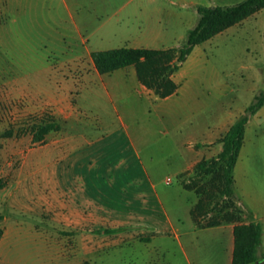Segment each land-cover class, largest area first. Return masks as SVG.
<instances>
[{"label":"crops","instance_id":"0c3cea01","mask_svg":"<svg viewBox=\"0 0 264 264\" xmlns=\"http://www.w3.org/2000/svg\"><path fill=\"white\" fill-rule=\"evenodd\" d=\"M181 1L188 4L186 8L178 7L176 0H61L62 15L48 25L54 33L44 43L46 52L23 60L27 64L23 71L28 75L35 71L36 63L44 64L50 80L49 99L58 94L52 104L60 126L56 132L60 134H48L42 150L32 153L28 173H21L18 180L0 189V215L4 217L0 222L4 230L0 264H57L60 249L92 259L107 253L114 246L108 243L112 238L105 230L116 221L126 222L123 216L116 218L114 207H131L129 186L119 188L116 202L113 176L129 173L131 155L140 159L152 142L146 137L148 133L167 138L171 130L185 124L195 132L200 128V113L221 101L226 81L220 72L205 71L210 62L205 47L259 12L196 46L173 75L177 92L164 99L139 81L133 66L101 74L91 55L84 57L80 52L84 36L90 54L120 48H178L196 26L199 6L236 4L235 0H210L208 5ZM84 62L90 64V70L80 65ZM68 63L72 68L65 67ZM74 90L79 92L72 102ZM84 92L89 93L90 104L79 102ZM87 112H91L93 121L83 119ZM263 113L264 106L253 117ZM230 119L225 117L213 126L204 123L200 130L211 132L209 138L199 139L192 133L189 141L183 140L188 153L184 155V167L175 176L195 168L198 161L194 144L220 138ZM79 126L94 130L75 131ZM173 142L178 148L177 140ZM201 156L198 153L197 157ZM157 201L161 206V200ZM100 240H107V244L100 245ZM98 260L94 258V263Z\"/></svg>","mask_w":264,"mask_h":264},{"label":"rangeland","instance_id":"374dc122","mask_svg":"<svg viewBox=\"0 0 264 264\" xmlns=\"http://www.w3.org/2000/svg\"><path fill=\"white\" fill-rule=\"evenodd\" d=\"M196 1L208 5L210 0ZM176 3L181 8L188 5L181 0ZM62 12L61 0H19V3L0 0V175L9 184L21 173L22 176L28 173L32 153L41 151L46 144L34 141L38 127L52 119L58 123L52 104L58 94L49 99L50 80L44 64L36 63L38 69L28 75L23 71L27 66L23 60L46 52L44 43L50 33H54L48 25H52ZM87 48L88 38L84 36L80 52L93 59L95 52L90 54ZM205 48L210 57L205 71L220 72L226 81L221 101L200 113V128L195 132L185 124L174 132L171 130L167 138L162 137L163 134L160 137L148 133L146 137L152 142L140 159L131 155L129 173L113 176L116 202L119 188L129 186L131 198L130 208L114 207L116 218L123 216L126 222L116 221L113 227L105 230L112 238L108 243L114 247L93 259L90 255L66 254L60 249L57 264H233L236 250L241 247L235 236L237 224L199 228L192 217V211L206 203L208 214L202 220L207 225L214 218H222V212L233 211L228 208L231 200L221 193L222 185L215 172L196 173L194 169L200 162L209 166L218 159L220 148H223L220 140L232 127L233 120L238 121L256 96L264 93V10L237 29L217 37ZM80 65H85V71L90 70V64ZM72 66L71 63L65 65ZM73 92L71 101L75 102L79 90ZM79 102L90 104L89 93L80 95ZM225 117L231 118L225 133L217 140L195 143V160L198 161L195 168L175 176L184 167V155L188 153L183 140L189 141L192 133L199 139L209 138L211 132L204 134L200 130L204 123L213 126ZM83 119L93 121L91 112L84 114ZM93 128L79 126L75 131H92ZM58 134L53 132L55 136ZM172 139L177 140L178 148ZM198 153L202 156L197 157ZM169 178L172 179L170 185L167 184ZM234 178V200L236 207L243 210L240 224L257 223L261 227L262 246L259 261L254 264H264V113L253 117L247 126L241 162L234 170ZM131 234L134 237L130 238ZM100 243L106 245L107 240H100ZM94 258L99 259L98 262L94 263Z\"/></svg>","mask_w":264,"mask_h":264},{"label":"trees","instance_id":"16d2710c","mask_svg":"<svg viewBox=\"0 0 264 264\" xmlns=\"http://www.w3.org/2000/svg\"><path fill=\"white\" fill-rule=\"evenodd\" d=\"M264 10V0H243L227 6H199V19L196 26L188 32L187 40L181 47L169 49H132L120 48L93 53V59L101 74H110L119 69L134 66L139 81L161 98L174 95L178 85L173 75L179 71L182 64L190 56L194 48L213 39L227 29L243 22L252 15ZM264 106V93L256 96L255 101L246 108L243 115L232 125L225 137L220 140L223 150L217 160L208 166L200 162L194 172L205 170L215 172V177L222 185L221 193L231 200L228 208L233 211L222 212V218H214L204 225V215L208 205L203 203L200 209L192 211L193 220L199 228L214 227L224 223H235V236L241 247L236 250L233 264H254L259 261L258 253L261 247L262 230L259 224H240L243 210L236 207L234 170L238 163L245 142L246 127L250 119ZM60 129L59 124L52 119L41 124L34 134L36 143L44 142L46 136ZM8 181L0 178V189L6 187ZM199 212H196L198 211ZM224 211V210H223ZM203 216V217H202ZM4 217L0 215V222ZM222 219V220H221ZM4 230L0 228V241Z\"/></svg>","mask_w":264,"mask_h":264},{"label":"built area","instance_id":"2783aa9c","mask_svg":"<svg viewBox=\"0 0 264 264\" xmlns=\"http://www.w3.org/2000/svg\"><path fill=\"white\" fill-rule=\"evenodd\" d=\"M171 183H172V179L169 178V179L167 180V184L170 185Z\"/></svg>","mask_w":264,"mask_h":264}]
</instances>
